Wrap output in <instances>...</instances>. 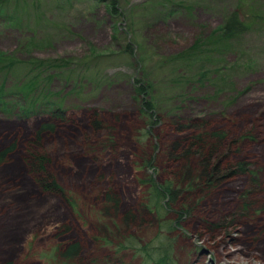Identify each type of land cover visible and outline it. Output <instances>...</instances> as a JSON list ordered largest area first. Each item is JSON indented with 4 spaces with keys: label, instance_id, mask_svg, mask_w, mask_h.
Returning <instances> with one entry per match:
<instances>
[{
    "label": "rangeland",
    "instance_id": "rangeland-1",
    "mask_svg": "<svg viewBox=\"0 0 264 264\" xmlns=\"http://www.w3.org/2000/svg\"><path fill=\"white\" fill-rule=\"evenodd\" d=\"M28 1L34 5L14 19L17 28L0 25V51L22 62L18 72L41 59L70 66L52 87L64 96L62 118L25 116L20 105L0 113V150L18 140L0 166L5 175L0 264H53L45 253L77 241L81 249L74 264H153L138 247L161 240L169 243L174 264H264V0H244L242 7L259 17L231 50L215 54V66L205 63L207 78L200 75L207 69L178 56L222 24L239 0H115L120 17L96 0H37L39 9L35 0ZM184 2L191 10L180 5ZM160 11L162 16L154 13ZM129 42L137 47L135 55L126 51ZM140 56L147 57L145 64ZM145 74L152 82L149 97L165 118L153 141L141 137L144 121L131 83L133 75ZM12 76L8 86L23 74ZM65 76L75 81L68 83ZM173 111L185 123L201 125L177 131L168 120ZM94 118L102 123L98 130ZM49 122L55 130L42 133L40 150L47 149V169L73 204L44 192L25 162L29 142ZM205 131L240 139L228 151V161L232 166L248 162L255 175L236 172L214 186L186 192L183 201L192 214L164 230L154 214L143 211L142 178L151 170L139 165L151 151L157 179L173 177L184 162L165 157L162 145L181 146ZM196 165L193 157L190 167ZM110 192L119 199L118 208L106 206ZM127 211L138 218L125 222ZM131 234L138 242H129Z\"/></svg>",
    "mask_w": 264,
    "mask_h": 264
},
{
    "label": "trees",
    "instance_id": "trees-1",
    "mask_svg": "<svg viewBox=\"0 0 264 264\" xmlns=\"http://www.w3.org/2000/svg\"><path fill=\"white\" fill-rule=\"evenodd\" d=\"M101 4L105 5L107 11L114 12L116 17L119 15L120 8L117 6L115 0H96ZM202 1V0H196ZM205 1V0H204ZM244 0H239V4L233 11H231L224 19V22L216 27L210 35L206 37H199L196 39L194 45H192L188 50L180 54L179 58H186L192 61L194 65H198L204 70L200 75L202 78H207L209 68L205 67V63L212 64L216 63L217 53L225 55L224 52L231 50L235 41L245 34L249 29L254 18L259 17L256 12H251V10H245L243 5ZM28 0H0V25H5L6 27H12L14 25L17 28V21L14 20L18 17V14L23 11L31 10V6L34 2ZM193 4V3H192ZM186 7V9L191 10L192 5L186 2L180 3ZM35 6L37 9L41 6L39 1L35 0ZM161 12V11H160ZM157 13L162 16L163 13ZM119 29L116 26V30ZM126 51L131 54L137 52V47L134 46L132 42L126 47ZM133 55V56H134ZM95 58L94 55L88 59ZM59 60H35L34 62H28L23 64L24 69L18 72V66L22 62L16 59L15 56L6 57L3 52L0 51V113L3 112L8 114V112L13 111L19 106L22 108L23 113H27L25 116H30L32 114H45L50 115L51 119L62 118L64 108L61 106L64 96L61 93L53 92V85L59 80L64 73L65 69H69V64L67 62H60ZM138 61H147V57L138 58ZM25 65V66H24ZM215 66V65H214ZM222 70L215 69L214 72H220ZM23 74L21 78H17L16 81L8 86L7 82L9 77L12 75ZM202 78H198L197 82H201ZM68 83L70 81H75L72 77H63ZM73 79V80H72ZM81 79V77H80ZM146 74L144 77L133 75L131 83L133 86V97L139 106L140 115L144 121L143 131L141 132V137L151 139L153 141L152 135H154V129L164 121V114L157 108L153 98L149 97V92L151 91L152 82L146 81ZM80 82V81H79ZM187 84H194L190 82L187 78ZM223 89V88H222ZM150 90V91H149ZM221 92V90H219ZM15 107V108H12ZM15 114V113H14ZM168 116V115H167ZM172 125L178 130L183 131L184 129L195 128L201 124L185 123L182 114L177 113V111L171 112L169 115ZM93 124L98 130L102 127V123L97 118H94ZM55 130V123L49 122L44 123L37 132V137L29 142V147L27 154L25 155V162L28 166L29 173L35 178L37 185L44 190L46 193L61 194L64 198H67L69 202L74 203L71 196L64 192L62 187L58 184L55 178L47 169L48 151L47 149L40 150L42 148V133L45 131ZM225 131H214V132H203L195 133L190 135L188 140H185L183 145L180 146L178 142H167L162 145V150H165L164 156L168 159L180 160L184 162L181 170H177L173 177L166 178L163 180L157 179L154 175V170L156 168L155 157L152 156L151 151L145 153L144 161L139 165L140 169L144 171L151 170L150 174H147L142 178V183L146 186L144 192V201L142 202V208L145 212H150L154 214L155 218L153 220L159 222L161 228L170 229V227H176V222L192 214L190 206L188 203L184 202L186 192L196 191L198 189H204L206 187L216 185L220 180L224 179L226 176H231L236 172L250 173L254 171L249 170L248 162H239L232 166L228 161V151L234 146L239 144L240 139L228 140ZM157 139V137H155ZM228 140V141H227ZM18 140L16 139L11 145L0 150V166L3 165L9 156L17 148ZM153 150L157 151V144L153 145ZM154 152V151H153ZM193 157L197 160V165L193 169L191 162ZM227 161V162H226ZM229 163V164H228ZM157 170V168H156ZM0 169V175L4 172ZM5 175L0 176L2 180ZM182 199L181 205L177 208L176 205L179 204ZM106 206L109 209V204L115 207H119V199L113 194L108 193L105 197ZM20 209V208H19ZM21 210V209H20ZM174 213L175 218H168L167 215ZM138 218V214L133 211H127L124 214L123 219L125 222H133ZM159 227V228H160ZM66 231L69 230L68 226L65 225ZM64 228V229H65ZM168 234V231H165ZM160 236V235H159ZM167 237V235L165 236ZM129 242L136 243L137 236L129 235L127 236ZM144 252V256L147 262L153 264H174V259L172 256V251L169 243L162 240L153 245L152 242L148 244H141L138 247ZM81 249V243L72 242L66 248L54 246L49 252L45 253L46 258L49 261H53V264H74L73 259L77 256ZM59 259V260H58ZM6 264H11L7 262ZM121 264V263H119Z\"/></svg>",
    "mask_w": 264,
    "mask_h": 264
}]
</instances>
